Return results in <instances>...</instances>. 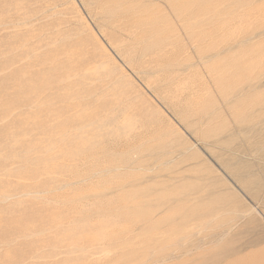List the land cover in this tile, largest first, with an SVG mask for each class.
Listing matches in <instances>:
<instances>
[{
    "label": "rangeland",
    "instance_id": "1",
    "mask_svg": "<svg viewBox=\"0 0 264 264\" xmlns=\"http://www.w3.org/2000/svg\"><path fill=\"white\" fill-rule=\"evenodd\" d=\"M0 264H264V0H0Z\"/></svg>",
    "mask_w": 264,
    "mask_h": 264
}]
</instances>
